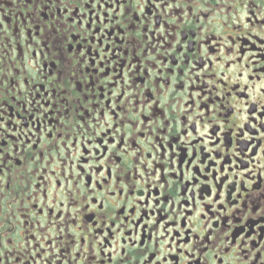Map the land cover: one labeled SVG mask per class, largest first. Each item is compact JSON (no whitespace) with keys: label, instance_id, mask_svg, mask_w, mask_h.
<instances>
[{"label":"flooded vegetation","instance_id":"flooded-vegetation-1","mask_svg":"<svg viewBox=\"0 0 264 264\" xmlns=\"http://www.w3.org/2000/svg\"><path fill=\"white\" fill-rule=\"evenodd\" d=\"M0 264H264V0H0Z\"/></svg>","mask_w":264,"mask_h":264}]
</instances>
